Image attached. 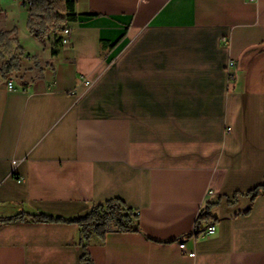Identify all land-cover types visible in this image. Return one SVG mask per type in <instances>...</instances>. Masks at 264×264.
Instances as JSON below:
<instances>
[{
    "label": "crops",
    "instance_id": "1",
    "mask_svg": "<svg viewBox=\"0 0 264 264\" xmlns=\"http://www.w3.org/2000/svg\"><path fill=\"white\" fill-rule=\"evenodd\" d=\"M24 5L0 1L30 41L0 73V264H264V0H76L68 44ZM112 198L138 231L2 221Z\"/></svg>",
    "mask_w": 264,
    "mask_h": 264
},
{
    "label": "trees",
    "instance_id": "2",
    "mask_svg": "<svg viewBox=\"0 0 264 264\" xmlns=\"http://www.w3.org/2000/svg\"><path fill=\"white\" fill-rule=\"evenodd\" d=\"M31 2L27 20L29 33L44 42L47 37L54 35L57 42H61V32L72 22L78 19L76 0H24ZM18 29L0 31L1 42H17ZM54 53V52H53ZM20 69L18 56H11L0 67L3 77H9L12 72ZM264 192V183L250 190L248 193L254 197ZM136 214L121 198L108 199L103 203L94 205L84 216L73 219L57 217L46 213L25 216L23 214L4 218L3 222L31 220L34 222H71L78 224L85 237L95 234L104 240L105 235L111 230L138 231L135 226ZM206 219L211 216L207 214ZM85 264H94L85 245V254L82 257Z\"/></svg>",
    "mask_w": 264,
    "mask_h": 264
},
{
    "label": "rangeland",
    "instance_id": "3",
    "mask_svg": "<svg viewBox=\"0 0 264 264\" xmlns=\"http://www.w3.org/2000/svg\"><path fill=\"white\" fill-rule=\"evenodd\" d=\"M0 1L4 5H7L9 2H12L13 0H0ZM14 1H16V0H14ZM24 6L27 8V5H24ZM10 19H15L18 24L20 23L19 27H21V23H22L23 19L20 20V16L18 14V10H14L12 15H10V17H9V20ZM3 22L8 23V19H7V22H6V20H3L2 23L0 24V26L5 25V24H3ZM17 29H18V33L20 35L19 37H20V41H21L22 45H26L27 44L29 46L30 45V41L27 39V36L23 32V30H20V32H19L18 26H17ZM16 46L17 45H16L15 42H1L0 43V64H3L4 62H6L11 56H18V58L20 59V69L19 70H15L14 72H12L10 76L19 78V77H21V74L24 73L25 70H27L26 69L27 66L25 65L26 63H24V61H22L23 55L21 54L20 50Z\"/></svg>",
    "mask_w": 264,
    "mask_h": 264
},
{
    "label": "built area",
    "instance_id": "4",
    "mask_svg": "<svg viewBox=\"0 0 264 264\" xmlns=\"http://www.w3.org/2000/svg\"><path fill=\"white\" fill-rule=\"evenodd\" d=\"M25 5H27V7L29 8L31 6V2H28V1H24ZM70 36H71V28L66 26L62 33H61V43L63 44H68L70 42ZM234 66V60H230L229 63H228V70H230L232 67ZM87 84H89V80L86 81ZM7 87L9 89H15V83H14V80L13 79H9L7 81ZM14 163H16V160H14ZM213 192V191H211ZM137 215L140 214V211L137 210L135 212ZM216 232V225L214 223L208 225V227L202 232V235H205V236H209V235H212ZM181 247L184 248L185 247V243H181Z\"/></svg>",
    "mask_w": 264,
    "mask_h": 264
}]
</instances>
